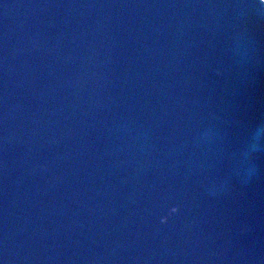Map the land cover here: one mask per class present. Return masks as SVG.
Instances as JSON below:
<instances>
[{"label": "water", "instance_id": "obj_1", "mask_svg": "<svg viewBox=\"0 0 264 264\" xmlns=\"http://www.w3.org/2000/svg\"><path fill=\"white\" fill-rule=\"evenodd\" d=\"M0 264H264V0H0Z\"/></svg>", "mask_w": 264, "mask_h": 264}]
</instances>
